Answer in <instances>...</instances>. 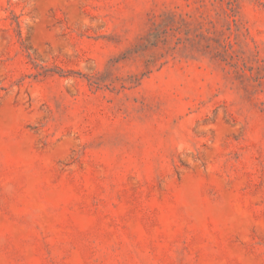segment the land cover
<instances>
[{"label":"rangeland","instance_id":"374dc122","mask_svg":"<svg viewBox=\"0 0 264 264\" xmlns=\"http://www.w3.org/2000/svg\"><path fill=\"white\" fill-rule=\"evenodd\" d=\"M0 264H264V0H0Z\"/></svg>","mask_w":264,"mask_h":264}]
</instances>
